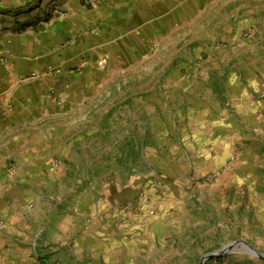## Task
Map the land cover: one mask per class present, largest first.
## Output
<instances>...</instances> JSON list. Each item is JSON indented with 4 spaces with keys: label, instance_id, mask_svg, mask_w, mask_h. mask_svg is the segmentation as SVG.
Returning a JSON list of instances; mask_svg holds the SVG:
<instances>
[{
    "label": "rangeland",
    "instance_id": "374dc122",
    "mask_svg": "<svg viewBox=\"0 0 264 264\" xmlns=\"http://www.w3.org/2000/svg\"><path fill=\"white\" fill-rule=\"evenodd\" d=\"M59 1L0 0V20L28 24L61 16L62 12H55ZM218 15L213 21H201L207 25L204 28H194L192 44L186 37L173 53H163L155 62L151 52L144 67L152 72L137 80L143 85L146 105H156L153 100L160 99L161 109L159 116L156 112L146 116L143 125L144 165L128 173L129 178L145 179L138 198L126 199L119 209L132 201L151 199L155 192L163 197L172 193L180 201L177 208L167 211L162 202L154 206L155 218L166 225L163 233H155L154 238L145 235V243L137 244L133 255L130 245L120 244L110 233L93 238V230L101 224L90 213L105 202L106 189L115 180L122 181L124 172H94L81 165L82 183L72 172L69 181L67 177L61 182L50 179L46 197L36 210L37 225L21 220L23 230L31 227L25 229L30 235H22L20 241L8 237L0 248V264H200L207 255L234 242H245L264 255V15L254 17V25L246 23L248 16L241 12L236 19L221 20ZM218 21L224 25L217 26ZM177 38L183 39V32ZM185 44L191 54L184 58ZM171 70L176 73L168 75ZM202 131L205 137L198 134ZM104 142V147L99 145L111 159L123 140ZM209 176L214 181L209 182ZM52 197H61L62 204L52 203ZM26 210L34 211L35 204ZM49 224H53L50 238L46 236ZM1 235L6 239L4 232ZM51 237L65 245L33 248L34 241L48 243ZM100 245L107 250L98 249ZM205 264L264 261L234 246Z\"/></svg>",
    "mask_w": 264,
    "mask_h": 264
},
{
    "label": "crops",
    "instance_id": "0c3cea01",
    "mask_svg": "<svg viewBox=\"0 0 264 264\" xmlns=\"http://www.w3.org/2000/svg\"><path fill=\"white\" fill-rule=\"evenodd\" d=\"M58 5L55 12L61 16L39 22L0 20V172L5 171L0 177V248L8 237L20 241L22 235H30L25 229L31 227L23 230L21 220L37 225L36 210L50 179L68 180V173L83 170L84 165L94 172H124V179L111 183L105 202L93 207L90 217L101 224L93 230V238L110 233L120 244L130 245L133 255L135 246L145 243V235L154 238L166 227L155 218L154 206L162 202L169 211L180 204L172 193L163 197L155 192L151 199L119 209L126 199L138 198L145 179L129 178L128 173L144 165L143 125L146 116L155 112L159 116L161 109L160 99L153 100L156 105H146L143 85L137 81L152 72L144 67L145 60L151 52L154 62L161 54L174 52L186 37L192 44L194 28L207 26L201 21H213L216 13L224 20L236 19L241 12L251 25L254 17L264 15V0H101L97 9L80 0H60ZM178 32H183V39L177 38ZM183 53L184 58L191 54V47L185 44ZM50 67L58 74L53 75ZM173 87L176 92L177 85ZM198 134L206 136L203 131ZM117 137L123 142L108 159L101 149L107 143L102 142L109 144ZM212 149L215 154L217 147ZM54 159L61 162L58 171L50 167ZM30 204H35L32 212L26 210ZM134 219L136 225L130 226ZM52 239L48 243L39 239L32 246L65 245Z\"/></svg>",
    "mask_w": 264,
    "mask_h": 264
},
{
    "label": "built area",
    "instance_id": "2783aa9c",
    "mask_svg": "<svg viewBox=\"0 0 264 264\" xmlns=\"http://www.w3.org/2000/svg\"><path fill=\"white\" fill-rule=\"evenodd\" d=\"M83 3L87 7H91L93 9H97L101 5V0H84ZM49 70L52 72L53 75H57L58 74V72L56 70H54L52 67H50ZM51 94L54 95V91H52ZM57 98L61 99V96L58 95ZM58 104H61V100L58 101ZM50 167L52 169H57V168L60 167V164L57 161H53V162H51ZM73 174H74L75 179L79 183H82L83 182L84 177L81 176V173H80V169L79 168H76ZM208 181L209 182H212V181H214V178L211 177V176H209ZM51 201H52V203H54L56 205L62 204V198L61 197H52L51 198ZM150 214L153 215L154 214V211L151 210L150 211Z\"/></svg>",
    "mask_w": 264,
    "mask_h": 264
},
{
    "label": "water",
    "instance_id": "95a60500",
    "mask_svg": "<svg viewBox=\"0 0 264 264\" xmlns=\"http://www.w3.org/2000/svg\"><path fill=\"white\" fill-rule=\"evenodd\" d=\"M234 246H240L246 253L253 255L255 257L260 258L261 260L264 261V255L258 251H256L254 248H252L249 244L245 243V242H234L230 245H227L226 247H224V249L218 251L217 253H212L207 255L200 264H205L206 260L213 258V257H218L221 255H225L228 253V251H230Z\"/></svg>",
    "mask_w": 264,
    "mask_h": 264
}]
</instances>
